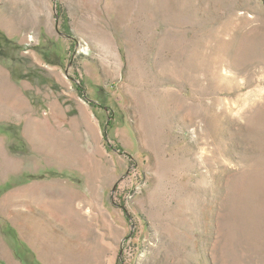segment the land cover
<instances>
[{"label": "rangeland", "instance_id": "374dc122", "mask_svg": "<svg viewBox=\"0 0 264 264\" xmlns=\"http://www.w3.org/2000/svg\"><path fill=\"white\" fill-rule=\"evenodd\" d=\"M0 264H264V0H0Z\"/></svg>", "mask_w": 264, "mask_h": 264}, {"label": "bare ground", "instance_id": "6f19581e", "mask_svg": "<svg viewBox=\"0 0 264 264\" xmlns=\"http://www.w3.org/2000/svg\"><path fill=\"white\" fill-rule=\"evenodd\" d=\"M4 18V17H3ZM2 18V19H3ZM7 18V17H6ZM51 193L53 194H57V192H54V191H50ZM31 193V192H30ZM42 194L39 192L38 193V199L40 198L39 196H41ZM60 200L58 199H54V200H49V201H46L47 203H50V204H54L55 202H59V205L61 207L62 210H64L65 212H70L71 214L73 213V211L71 210V205L66 202L65 200H63L61 197H59ZM44 200V199H43ZM54 236L53 234L49 233L47 235V243L48 244H52L54 242ZM43 251V253H48V252H51L52 254H60V253H67L68 251H70L71 249H73V247L71 246V243L69 241H67L66 239V243H62L60 244L59 246L55 247L54 249L52 250H48L47 249V244L45 245H42L40 246ZM51 248H53V245L51 246ZM55 250V251H54ZM52 256V255H51ZM49 258V257H48ZM49 261V260H48Z\"/></svg>", "mask_w": 264, "mask_h": 264}]
</instances>
